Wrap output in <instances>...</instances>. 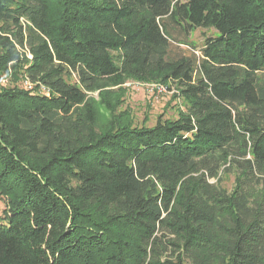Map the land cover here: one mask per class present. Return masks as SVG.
Masks as SVG:
<instances>
[{
	"label": "trees",
	"instance_id": "trees-1",
	"mask_svg": "<svg viewBox=\"0 0 264 264\" xmlns=\"http://www.w3.org/2000/svg\"><path fill=\"white\" fill-rule=\"evenodd\" d=\"M0 75V264H264V0H0Z\"/></svg>",
	"mask_w": 264,
	"mask_h": 264
},
{
	"label": "rangeland",
	"instance_id": "rangeland-1",
	"mask_svg": "<svg viewBox=\"0 0 264 264\" xmlns=\"http://www.w3.org/2000/svg\"><path fill=\"white\" fill-rule=\"evenodd\" d=\"M214 35L212 30H196L190 35V43L192 47L182 46L183 50L187 51V54L193 52L199 56V50L203 46L205 37ZM157 84V83H155ZM18 86L24 87L23 81L17 83L13 82L11 78L5 75H0V88ZM150 84H143L136 81H128L120 92L122 94V105L119 111H128L137 126L145 124L147 127H152L159 117L164 120L176 119L178 112L184 110V104L182 100L176 97L177 92L175 88L168 89L165 85V89L162 93L150 92ZM92 97L98 100L97 94H93ZM101 113L106 117L108 114L101 108ZM233 177H223L222 186L227 190H231L233 187ZM3 205L0 200V219L2 218Z\"/></svg>",
	"mask_w": 264,
	"mask_h": 264
},
{
	"label": "built area",
	"instance_id": "built-area-1",
	"mask_svg": "<svg viewBox=\"0 0 264 264\" xmlns=\"http://www.w3.org/2000/svg\"><path fill=\"white\" fill-rule=\"evenodd\" d=\"M24 87L27 90H33L36 86L31 84V83H29L28 81H25L24 82ZM149 87H150V90H149L150 92H157V93H162L166 89V88H164L163 86H161L159 84H150ZM39 90L41 92H46L47 93V90L43 86H39Z\"/></svg>",
	"mask_w": 264,
	"mask_h": 264
}]
</instances>
